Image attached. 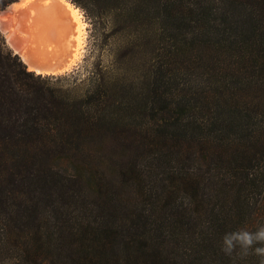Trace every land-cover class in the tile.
<instances>
[{"label": "trees", "instance_id": "1", "mask_svg": "<svg viewBox=\"0 0 264 264\" xmlns=\"http://www.w3.org/2000/svg\"><path fill=\"white\" fill-rule=\"evenodd\" d=\"M72 1L163 51L66 86L0 34V264H258L221 240L264 224V0Z\"/></svg>", "mask_w": 264, "mask_h": 264}, {"label": "bare ground", "instance_id": "2", "mask_svg": "<svg viewBox=\"0 0 264 264\" xmlns=\"http://www.w3.org/2000/svg\"><path fill=\"white\" fill-rule=\"evenodd\" d=\"M86 24L83 11L69 0H18L0 10V30L9 45L30 70L43 75L77 63Z\"/></svg>", "mask_w": 264, "mask_h": 264}, {"label": "rangeland", "instance_id": "3", "mask_svg": "<svg viewBox=\"0 0 264 264\" xmlns=\"http://www.w3.org/2000/svg\"><path fill=\"white\" fill-rule=\"evenodd\" d=\"M77 6L83 11L87 23L80 60L78 59L77 63L66 72L45 74L44 76L66 78L62 82L64 85L70 86L75 82L78 84L84 82L95 67L103 66V70L110 71L115 62H117L115 63L117 66H126L130 62L131 70L128 77L124 79V83L133 84L139 90L145 88L146 83H149L152 78L155 65L163 51V45L158 44L150 47L151 44L148 43L145 45L128 44L127 33L110 27L108 24L109 17L100 20L92 18L87 15L82 6ZM0 34L5 39L7 47L15 52L1 30Z\"/></svg>", "mask_w": 264, "mask_h": 264}, {"label": "clouds", "instance_id": "4", "mask_svg": "<svg viewBox=\"0 0 264 264\" xmlns=\"http://www.w3.org/2000/svg\"><path fill=\"white\" fill-rule=\"evenodd\" d=\"M237 250L241 256L255 255L258 264H264V224L255 231L238 229L225 233L221 240V251L227 256H232Z\"/></svg>", "mask_w": 264, "mask_h": 264}, {"label": "water", "instance_id": "5", "mask_svg": "<svg viewBox=\"0 0 264 264\" xmlns=\"http://www.w3.org/2000/svg\"><path fill=\"white\" fill-rule=\"evenodd\" d=\"M71 3H73L74 5H76L72 0H69ZM77 6V5H76ZM8 7V6H7ZM16 53V52H15ZM17 54H19V53H17ZM20 55V54H19ZM20 57L22 58V56L20 55ZM22 60H23V58H22ZM24 61V60H23ZM25 62V61H24ZM26 65H27V63H25ZM38 74H41V73H38Z\"/></svg>", "mask_w": 264, "mask_h": 264}]
</instances>
